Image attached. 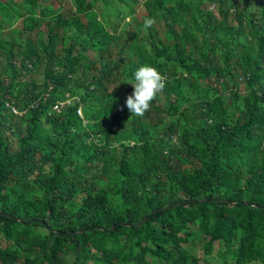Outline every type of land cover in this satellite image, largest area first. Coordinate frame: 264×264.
Segmentation results:
<instances>
[{"label": "trees", "instance_id": "obj_1", "mask_svg": "<svg viewBox=\"0 0 264 264\" xmlns=\"http://www.w3.org/2000/svg\"><path fill=\"white\" fill-rule=\"evenodd\" d=\"M18 2L0 0V264H196V241L264 264L261 0ZM142 65L166 80L135 116Z\"/></svg>", "mask_w": 264, "mask_h": 264}, {"label": "rangeland", "instance_id": "obj_2", "mask_svg": "<svg viewBox=\"0 0 264 264\" xmlns=\"http://www.w3.org/2000/svg\"><path fill=\"white\" fill-rule=\"evenodd\" d=\"M2 1H6L11 7L15 6V7H19V2L18 0H2ZM253 5V6H252ZM59 6V8L61 9L62 12L68 13L69 10H72V5L70 4L69 1L66 2H53L52 5L50 7H48V10L57 8ZM208 6V5H207ZM263 6L264 7V0H261L260 2V7ZM211 5L208 6V9H211ZM256 7V5L254 4H247L246 5V9L248 11H252L254 10ZM132 11L136 12L138 14V16L142 17L144 16V11L142 10L141 7H133L131 9ZM128 18V17H127ZM125 19V22L128 21V19ZM110 22H116V20L113 17H110ZM40 31H42L43 33H45L46 31V25L43 24L40 29ZM127 33H132L134 34V36L136 37L137 41H141V42H146V32L144 30V26L143 25H135L134 23L131 24V26H129V29H127ZM126 54L130 57H132L135 54V46L131 45ZM223 82L226 83V87L231 85L232 79L230 78H224ZM237 84H238V89L239 91L242 92L243 90V84L242 82L237 78ZM212 85H214L212 83ZM159 95L157 94L156 98H158ZM160 100V98H158ZM1 133L2 135H4L5 137H7L9 140L13 139L12 136H10L5 129H1ZM139 162V160H138ZM137 162V163H138ZM188 251L191 253L192 256H194L197 259V263L196 264H233V261L230 258L225 257L222 254L223 248L220 244L215 243L212 247V250L210 252L209 255H205L202 251V243L201 241H196L193 246H189L187 247ZM65 264H70V261H66ZM76 264H80V263H76ZM85 264H93L91 262L85 263ZM120 264H160V261L152 259V258H148L146 257L144 259V261L142 263H136V262H129V263H120Z\"/></svg>", "mask_w": 264, "mask_h": 264}, {"label": "clouds", "instance_id": "obj_3", "mask_svg": "<svg viewBox=\"0 0 264 264\" xmlns=\"http://www.w3.org/2000/svg\"><path fill=\"white\" fill-rule=\"evenodd\" d=\"M127 19L129 22L131 21V17ZM154 24V18L146 17L144 19L145 29L151 28ZM165 80V76L155 67L149 65H142L133 72L132 80L129 83L133 91L125 99V106L131 115L143 116L149 110L151 101L164 89Z\"/></svg>", "mask_w": 264, "mask_h": 264}, {"label": "built area", "instance_id": "obj_4", "mask_svg": "<svg viewBox=\"0 0 264 264\" xmlns=\"http://www.w3.org/2000/svg\"><path fill=\"white\" fill-rule=\"evenodd\" d=\"M65 103H68V102L66 101ZM63 105H64V103H57V104L53 105L52 106V112L58 113ZM76 114L80 115V111L77 110Z\"/></svg>", "mask_w": 264, "mask_h": 264}, {"label": "water", "instance_id": "obj_5", "mask_svg": "<svg viewBox=\"0 0 264 264\" xmlns=\"http://www.w3.org/2000/svg\"><path fill=\"white\" fill-rule=\"evenodd\" d=\"M178 204H180V202L175 203V204H172V205L169 206V207H172V206H175V205H178ZM169 207H166L165 209H168ZM152 213H153V212H152ZM147 217H148V216L143 217V218L137 223L136 226H139L141 223H143V222L147 219Z\"/></svg>", "mask_w": 264, "mask_h": 264}]
</instances>
